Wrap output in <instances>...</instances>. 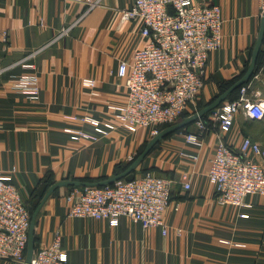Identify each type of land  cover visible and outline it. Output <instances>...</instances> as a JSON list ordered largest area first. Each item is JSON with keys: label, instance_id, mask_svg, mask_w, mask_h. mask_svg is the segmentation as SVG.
Instances as JSON below:
<instances>
[{"label": "crops", "instance_id": "crops-1", "mask_svg": "<svg viewBox=\"0 0 264 264\" xmlns=\"http://www.w3.org/2000/svg\"><path fill=\"white\" fill-rule=\"evenodd\" d=\"M92 1L94 6L76 0H0V171L11 176L30 208L37 207L51 183L116 176L117 168L129 165L150 141L147 129L120 127L112 110L127 100L120 64L148 42L142 36L144 21L123 19L135 0ZM208 1L223 11V47L210 54L204 90L190 104L189 115L244 74L261 28L263 0ZM259 62L248 86L252 97L264 102V44ZM31 64L39 76L37 102L15 88ZM86 79L95 86H86ZM252 123L239 115L223 134L213 124L201 144L187 141L194 124L164 139L138 167L136 176L155 169L173 181L167 235L128 218L112 225L70 217L71 188L63 187L37 217L36 246L50 245L59 230L68 264H264V197H248L245 207H224L207 176L220 136L239 148L252 136ZM256 124L264 127V120ZM102 128L110 133L101 134ZM71 130L91 138L74 141ZM252 139L264 147L258 135ZM185 176L190 190L184 189ZM0 264L16 263L0 258Z\"/></svg>", "mask_w": 264, "mask_h": 264}, {"label": "built area", "instance_id": "built-area-1", "mask_svg": "<svg viewBox=\"0 0 264 264\" xmlns=\"http://www.w3.org/2000/svg\"><path fill=\"white\" fill-rule=\"evenodd\" d=\"M76 1L96 4L92 0ZM262 9L264 13V0ZM138 18L144 21L142 36L148 42L120 64L119 76L125 80L127 100L112 110L120 127L131 132L147 129L153 139L161 126L179 123L201 95L209 56L223 47L225 19L221 6L208 0H135L123 19ZM62 34L67 35L68 30ZM25 66L30 71L19 78L15 88L37 102L41 97L39 76L34 65ZM84 84L93 87L95 81L86 79ZM239 115L264 120V102L252 97L248 85L241 88L238 100L211 111L208 120L217 124L223 134L231 131ZM84 121L99 124L94 119ZM195 125L187 141L201 144L209 127L202 119ZM106 127L115 129V125ZM108 129L99 131L108 135ZM71 131L74 141L91 138L82 130ZM207 176L216 187L220 205L245 207L248 197H264V149L251 137H244L241 146L234 148L220 136ZM184 180V189L190 190L191 180L188 176ZM172 192L170 178L151 172L136 176L132 182L74 187L67 197L71 203L69 215L105 219L112 225L128 218L144 229L161 228L167 235L165 215L172 203ZM31 221L30 209L19 188L11 176L0 171V258L25 264ZM31 264H68L61 231H56L50 245L36 249Z\"/></svg>", "mask_w": 264, "mask_h": 264}, {"label": "water", "instance_id": "water-1", "mask_svg": "<svg viewBox=\"0 0 264 264\" xmlns=\"http://www.w3.org/2000/svg\"><path fill=\"white\" fill-rule=\"evenodd\" d=\"M264 44V13L262 16L261 28L259 31L258 39L256 45L254 47L251 63L249 69L247 70L246 74L240 79L237 83H235L232 87H230L226 92L221 94L214 102L210 105L205 107L204 109L184 118L181 122L171 125L170 127L162 130L156 137H154L151 141L148 142L147 146L145 147L144 151L141 155L129 166V168L124 171L123 173L116 175L110 179L100 181V182H83L78 180H65L55 183L46 193L45 197L43 198L40 206L34 212L31 221V227L29 232V242L26 254V261L25 264H31L33 256L36 251V236H35V228H36V221L37 217L46 203L48 198L56 192L58 189L63 187H101L106 185L114 184L120 180H126L128 182H132L136 178V170L138 167L143 163V161L151 154V152L155 149V147L161 143L164 139L169 137L170 135L181 131L182 129H186L191 125L195 124L198 120L202 119L211 111L219 108L227 98L237 89L243 87L247 82H249L255 73L258 57L261 51V48Z\"/></svg>", "mask_w": 264, "mask_h": 264}, {"label": "trees", "instance_id": "trees-1", "mask_svg": "<svg viewBox=\"0 0 264 264\" xmlns=\"http://www.w3.org/2000/svg\"><path fill=\"white\" fill-rule=\"evenodd\" d=\"M253 51H254V49H252V51H251V53H250V63H251V59H252V55H253ZM261 54H262V48H261V51H260V54H259V57H258V61H257V65H256V69H255V72L258 70V67H259V65H260V57H261ZM250 63H249V65H248V68H249V66H250ZM248 68H247V70H248ZM247 70L244 72V74H242L241 76H238V77H236V78H234L233 80H230V81H228V82H226L225 83V85L221 88V91H220V94L218 95V96H216V97H214L213 99H211L207 104H203V103H200L199 104V108H198V111H200V110H202V109H204L205 107H207L208 105H210L212 102H214L221 94H223L224 92H226L230 87H232L235 83H237L240 79H242V77L246 74V72H247ZM251 81V80H250ZM250 81L249 82H247L245 85H248L249 83H250ZM241 88L242 87H240L239 89H237V90H235L228 98H227V100L221 105V106H223V105H227V104H230V103H232V102H234V101H236V100H238L239 99V97H240V91H241ZM200 97V96H199ZM220 106V107H221ZM209 114L210 113H208L206 116H204L203 118H202V120H204V121H206L207 122V125H208V127H209V130L208 131H211V127H212V125H213V123H211V122H209V120H208V116H209ZM188 116H190L188 113H186L182 118H181V120L179 121V122H181L184 118H186V117H188ZM256 122L257 121H255V120H253V123L252 124H256ZM252 124L250 125V126H252ZM194 125V124H193ZM193 125H191V126H193ZM171 125H163V126H161L160 127V130L162 131V130H164V129H166V128H168V127H170ZM219 127V126H218ZM188 128V127H187ZM187 128L186 129H182L181 131H185V130H187ZM181 131H178V132H181ZM249 137V136H248ZM160 144V143H159ZM158 144V145H159ZM157 145V146H158ZM147 146V144H145V146L143 147V149L140 151V153L137 155V157H135L134 158V160L133 161H131V163L129 164V165H127V166H125V167H118L117 168V175H119V174H121V173H123L124 171H126L128 168H129V166L141 155V153L144 151V149H145V147ZM156 146V147H157ZM155 147V148H156ZM148 172H151V173H153V174H156V175H162L161 173H159L157 170H155V169H147V170H144L141 174H143V173H148ZM162 176H164V175H162ZM78 181H83V182H87V180H84V179H78ZM88 182H91V181H88ZM94 182V181H93ZM54 184L53 183H51L50 185H49V189L53 186ZM72 188H74V187H71V189ZM48 189V190H49ZM48 190L42 195V197H41V199H40V201L42 202V200H43V198L45 197V195H46V193L48 192ZM40 201L38 202V205H37V207H35V208H30V206L28 205V207H29V209H30V212H31V215L33 216V214H34V212L37 210V208L40 206ZM36 245H37V239H36ZM36 249H38V247L36 246Z\"/></svg>", "mask_w": 264, "mask_h": 264}, {"label": "rangeland", "instance_id": "rangeland-1", "mask_svg": "<svg viewBox=\"0 0 264 264\" xmlns=\"http://www.w3.org/2000/svg\"><path fill=\"white\" fill-rule=\"evenodd\" d=\"M198 100V99H197ZM197 100H196V102H197ZM263 128V129H262ZM188 129V128H187ZM249 129V133H250V136H251V138L253 137V135H255V136H259L260 137V139H262V141H264V127H261V126H258L257 124H252V126L251 127H249L248 128ZM152 139H150V141H151ZM148 142L149 141H147V143L146 144H148ZM259 142V141H258ZM260 143V142H259ZM261 144V143H260ZM262 145V144H261ZM262 147H263V145H262ZM264 148V147H263Z\"/></svg>", "mask_w": 264, "mask_h": 264}]
</instances>
